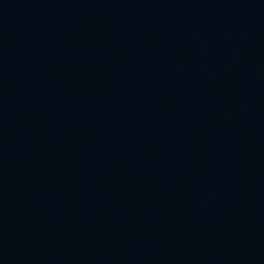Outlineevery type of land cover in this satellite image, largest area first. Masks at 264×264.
<instances>
[{"label": "water", "instance_id": "obj_1", "mask_svg": "<svg viewBox=\"0 0 264 264\" xmlns=\"http://www.w3.org/2000/svg\"><path fill=\"white\" fill-rule=\"evenodd\" d=\"M0 264H264V0H0Z\"/></svg>", "mask_w": 264, "mask_h": 264}]
</instances>
